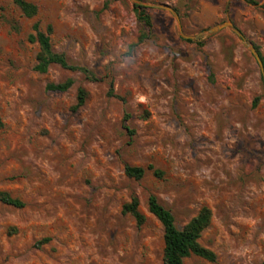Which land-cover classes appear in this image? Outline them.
<instances>
[{"label":"rangeland","instance_id":"obj_1","mask_svg":"<svg viewBox=\"0 0 264 264\" xmlns=\"http://www.w3.org/2000/svg\"><path fill=\"white\" fill-rule=\"evenodd\" d=\"M28 1L38 6L33 18L0 0V190L25 203L0 201V264H163L150 194L179 228L212 209L200 242L217 262L191 255L184 264H261L262 70L232 29L185 38L179 25L195 36L231 20L264 63V9L244 0H142L152 18L145 27L131 0L107 8L106 0ZM35 23L51 25L54 51L99 80L59 65L36 71ZM68 78V91L47 89ZM79 88L87 99L74 110ZM126 165L146 173L129 177ZM132 196L147 217L141 227L122 211Z\"/></svg>","mask_w":264,"mask_h":264},{"label":"trees","instance_id":"obj_2","mask_svg":"<svg viewBox=\"0 0 264 264\" xmlns=\"http://www.w3.org/2000/svg\"><path fill=\"white\" fill-rule=\"evenodd\" d=\"M248 4L260 6L264 9V3L259 0H244ZM13 3L21 11L22 15L27 18H33L38 14V6L28 0H13ZM110 0H106L104 7L110 5ZM137 19L145 27L152 26V18L146 7L135 5L134 9ZM34 33L30 34L29 40L36 42L39 46V51L36 56V64L34 69L39 73H46L52 65H59L60 67L83 73L86 79L90 81H98L97 74L86 66L74 64L69 61L65 53L56 52L52 47L51 34L53 27L49 25L44 31L40 28L38 23L33 25ZM146 37V33L140 37V41ZM188 41H193L188 39ZM74 84L72 78H68L62 82H51L47 84V89L52 91L65 92L68 91ZM113 95V89L109 91ZM87 99V92L84 88H79L77 94L76 104L73 106L74 110L83 106ZM258 103L255 100L254 106ZM129 118V114L125 115V120ZM4 125L0 116V128ZM132 134L134 130H130ZM153 170V174L157 178H162L164 173L162 170L155 168L153 165L149 166ZM125 173L127 176L141 179L146 169L142 166L126 165ZM0 201L17 208L25 206L24 201L20 198L14 197L10 192L0 190ZM148 210L153 214L163 227V264H184V259L196 255L210 262H217V253L202 245L200 242L203 231L211 224L213 212L209 206H203L196 215H194L182 228L176 224V219L173 212L163 205L155 194H150L148 197ZM123 213L130 214L136 221L137 226L141 227L147 220V217L140 210V200L137 196H132L131 199L123 205ZM49 241L48 238L44 239L41 243ZM261 264H264V260Z\"/></svg>","mask_w":264,"mask_h":264},{"label":"water","instance_id":"obj_3","mask_svg":"<svg viewBox=\"0 0 264 264\" xmlns=\"http://www.w3.org/2000/svg\"><path fill=\"white\" fill-rule=\"evenodd\" d=\"M131 1L133 2L134 5H136V4H138L140 6L145 5V3L142 0H131ZM159 6H161V5H159ZM162 6L167 8V9H169V10H171V12L179 19L178 13H177V11L174 8H172V7L168 6V5H162ZM179 28H180L181 34L185 38H196L198 36H201V35L207 34V33L208 34H215V33L219 32L220 30H222L224 28L232 29L239 37L242 38L245 46L248 47L251 50V52L253 53V55L255 56L258 64L260 65V68H261L262 73H263V78H264V63H263V60L261 58L260 53L258 52L256 47L250 41L246 40V38L243 35V32L239 28H237L231 20H227L226 22H224L222 24H217V25L213 26L212 28H210L209 30L201 32V33H199V34H197L195 36L185 35L182 32L181 25H179Z\"/></svg>","mask_w":264,"mask_h":264}]
</instances>
